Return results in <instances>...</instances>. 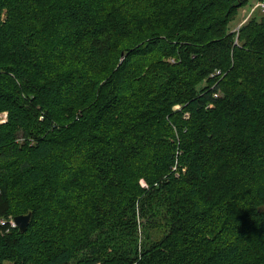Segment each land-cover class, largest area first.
Returning a JSON list of instances; mask_svg holds the SVG:
<instances>
[{"label": "trees", "instance_id": "16d2710c", "mask_svg": "<svg viewBox=\"0 0 264 264\" xmlns=\"http://www.w3.org/2000/svg\"><path fill=\"white\" fill-rule=\"evenodd\" d=\"M249 1L0 0V264H264Z\"/></svg>", "mask_w": 264, "mask_h": 264}, {"label": "rangeland", "instance_id": "374dc122", "mask_svg": "<svg viewBox=\"0 0 264 264\" xmlns=\"http://www.w3.org/2000/svg\"><path fill=\"white\" fill-rule=\"evenodd\" d=\"M261 0H250L247 5L240 8L236 19L230 24L232 30H237L244 22L252 16L260 18L264 15V8L257 6ZM177 107V106H176ZM5 114H1L0 119H5Z\"/></svg>", "mask_w": 264, "mask_h": 264}, {"label": "water", "instance_id": "95a60500", "mask_svg": "<svg viewBox=\"0 0 264 264\" xmlns=\"http://www.w3.org/2000/svg\"><path fill=\"white\" fill-rule=\"evenodd\" d=\"M31 217H32V213L29 212L27 214H19L15 216L14 220L19 226L21 231H26L29 226Z\"/></svg>", "mask_w": 264, "mask_h": 264}, {"label": "built area", "instance_id": "2783aa9c", "mask_svg": "<svg viewBox=\"0 0 264 264\" xmlns=\"http://www.w3.org/2000/svg\"><path fill=\"white\" fill-rule=\"evenodd\" d=\"M257 6H260V7H262V8H264V0H261L258 4H257ZM220 72V70H217V73H219ZM177 107H179V105H177ZM2 114H5V116H6V113H2ZM0 116H1V114H0ZM6 119V118H5ZM0 120H2V119H0ZM4 120V119H3ZM10 221H11V223H12V226H18L17 225V223L15 222V220H14V217H11V219H10ZM4 222V221H3Z\"/></svg>", "mask_w": 264, "mask_h": 264}]
</instances>
